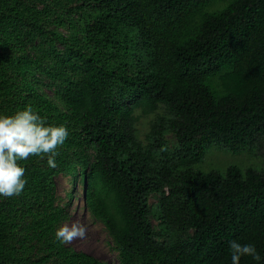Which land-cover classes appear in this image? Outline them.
I'll return each mask as SVG.
<instances>
[{
    "label": "trees",
    "instance_id": "trees-1",
    "mask_svg": "<svg viewBox=\"0 0 264 264\" xmlns=\"http://www.w3.org/2000/svg\"><path fill=\"white\" fill-rule=\"evenodd\" d=\"M26 105L69 135L55 167L18 161L0 264H110L55 237L59 175L82 179L119 264H231L234 239L264 257V172L195 168L264 131V0H0V112Z\"/></svg>",
    "mask_w": 264,
    "mask_h": 264
},
{
    "label": "clouds",
    "instance_id": "clouds-1",
    "mask_svg": "<svg viewBox=\"0 0 264 264\" xmlns=\"http://www.w3.org/2000/svg\"><path fill=\"white\" fill-rule=\"evenodd\" d=\"M69 135L63 124H46L45 118L31 105L12 114L0 112V197L18 195L24 189L25 168L18 161L30 154H48L49 167L56 166L57 146L62 145ZM83 225L61 224L55 230V237L69 242L74 237L83 236ZM231 264H240L242 256H251L256 261L264 260L254 243L229 242Z\"/></svg>",
    "mask_w": 264,
    "mask_h": 264
},
{
    "label": "rangeland",
    "instance_id": "rangeland-1",
    "mask_svg": "<svg viewBox=\"0 0 264 264\" xmlns=\"http://www.w3.org/2000/svg\"><path fill=\"white\" fill-rule=\"evenodd\" d=\"M148 127L149 125H147L146 129ZM167 136L170 143H174L173 136L169 133ZM230 165L240 166L244 170L251 167L264 172V131L259 133L247 146L236 152L222 145H210L204 158L195 165V168L203 171L215 170L223 173ZM56 181L59 198L63 197V204L66 205L67 210V216L61 224L67 223L71 225L72 223H77L83 225L85 229L83 236L74 237L66 243L75 249L87 251L110 264H119V255L109 230L101 220L91 214L87 207H84L82 179L77 177L73 187L70 183V177L66 175H59L56 177ZM70 191L73 193L71 200L69 199ZM158 200V194L150 196V203L154 210L152 222L157 228H159L158 224L160 222Z\"/></svg>",
    "mask_w": 264,
    "mask_h": 264
}]
</instances>
